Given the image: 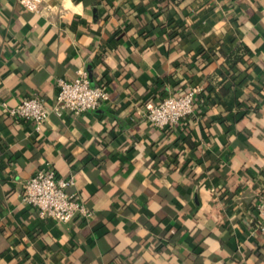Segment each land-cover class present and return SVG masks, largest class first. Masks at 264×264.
Here are the masks:
<instances>
[{
	"label": "crops",
	"instance_id": "0c3cea01",
	"mask_svg": "<svg viewBox=\"0 0 264 264\" xmlns=\"http://www.w3.org/2000/svg\"><path fill=\"white\" fill-rule=\"evenodd\" d=\"M0 0V264H264V0ZM245 49L248 68L229 56ZM86 71L110 99L37 133L3 106ZM193 86L171 131L149 106ZM226 116H234L225 121ZM50 163L94 210L46 220L24 182Z\"/></svg>",
	"mask_w": 264,
	"mask_h": 264
},
{
	"label": "built area",
	"instance_id": "2783aa9c",
	"mask_svg": "<svg viewBox=\"0 0 264 264\" xmlns=\"http://www.w3.org/2000/svg\"><path fill=\"white\" fill-rule=\"evenodd\" d=\"M19 3L36 14H43L46 8L44 0H19ZM56 87L57 94L51 107L38 94L21 98L15 106L6 103L3 106L10 116L32 122L35 132L40 133L50 113L79 115L110 99L108 88L93 85L86 71L72 79L57 78ZM198 101L204 106L202 89L193 86L186 93L170 94L158 104L149 106L146 118L156 127L166 130L189 116H202L205 109L199 107ZM75 184L73 176H61L52 164L47 163L25 180L24 201L34 206L46 220L57 223H68L76 217L90 220L94 217V210L79 194L69 191ZM256 210L260 219L259 229L264 231V190L258 195Z\"/></svg>",
	"mask_w": 264,
	"mask_h": 264
},
{
	"label": "trees",
	"instance_id": "16d2710c",
	"mask_svg": "<svg viewBox=\"0 0 264 264\" xmlns=\"http://www.w3.org/2000/svg\"><path fill=\"white\" fill-rule=\"evenodd\" d=\"M229 61H230V63H232L231 64L232 66L234 65L235 67H238V68H241V69L249 67V63H248L249 62V57H248V54L246 53L245 49H243V46H242V48L241 47H237L234 50V52L230 54ZM188 91L189 90L183 91L182 94L186 93ZM204 99H205L204 106L200 105L199 101H198V103H199V107L200 108L204 107V109H206L207 108L206 101L208 100V98H205V96H204ZM190 118H191V116L187 117L186 119H190ZM234 118H235L234 116H226L225 121L232 120ZM186 119H184V120H186ZM184 120H182V121H184ZM181 122L173 125L171 128H167L166 130H168V131L173 130L174 128L179 126Z\"/></svg>",
	"mask_w": 264,
	"mask_h": 264
}]
</instances>
